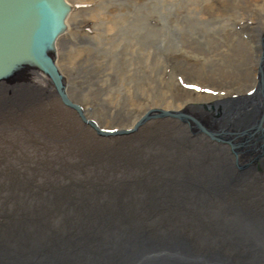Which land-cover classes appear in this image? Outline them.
Wrapping results in <instances>:
<instances>
[{
  "label": "bare ground",
  "instance_id": "bare-ground-1",
  "mask_svg": "<svg viewBox=\"0 0 264 264\" xmlns=\"http://www.w3.org/2000/svg\"><path fill=\"white\" fill-rule=\"evenodd\" d=\"M60 1L44 2L51 22L39 20L34 39L11 34L19 27L0 39L48 46ZM64 1L72 11L52 57L10 49L0 64V264H264V0H164L168 20L192 12L186 34L214 29L205 12L225 18L226 35L203 49L180 37L189 55L159 63L171 86L162 75L118 92L112 77L85 70L80 82L61 69L60 48L89 5ZM121 10L97 12L103 34L138 58L146 36ZM154 38L151 59L166 41ZM44 60L62 73L68 103L37 69Z\"/></svg>",
  "mask_w": 264,
  "mask_h": 264
},
{
  "label": "rangeland",
  "instance_id": "rangeland-1",
  "mask_svg": "<svg viewBox=\"0 0 264 264\" xmlns=\"http://www.w3.org/2000/svg\"><path fill=\"white\" fill-rule=\"evenodd\" d=\"M83 1L88 2L89 5L82 7L75 16L71 33L60 48L61 55L64 56V59L61 61V69L67 76L71 78L75 77V80L81 78L78 74H82L85 70H89L91 76H95L98 79L105 77V75L112 77L109 79L111 80V85H107L109 91L118 92L119 89H124L132 82H134L135 86H140V82H152V79H156L154 76L159 77L162 75L166 76H162L166 80L163 82V86L169 87L171 86V81L168 78L170 69L168 71L163 70V66L159 63L169 59L167 56L170 57L169 63H173V56H175L174 59H177L178 56L183 58L189 55L184 50L183 52L181 51V47L185 45H181V38L183 42L187 41L188 46L194 45L190 47L203 49L200 45L202 42L205 43L207 40H221L220 38L226 35L227 22L225 18L224 20L217 21L218 19H216V17L211 16L213 14L205 12H203V16H208L205 18L206 20L212 19V27L214 29L211 28L208 30L207 28H203V26L196 27L195 23L193 24V29L196 28V32H193V34H195H186V28L189 26L186 25V22L192 12L183 11L172 13V16L169 17L170 20H168L165 13L166 11L162 9V2L164 0H116V4L112 7L109 0ZM166 2H169L168 6L176 5V2L173 0H168ZM166 2L165 4H167ZM119 8H122L121 12L125 10L129 13L136 21L140 20V24L142 25V27L139 25V27L136 28V37L144 34L146 36L139 46L144 53L143 55H138V58L134 57V52H131L130 49L127 51L131 43L119 45L115 39L113 40L110 36L103 34L104 21L101 18L102 15H99V13L105 12L106 18L104 19L107 20L109 17H113V14H115L116 10ZM192 9L194 10V8ZM242 18L247 17L243 16ZM197 19L195 18V20ZM181 21H183L185 26L179 24ZM130 33L128 32L126 37L132 42ZM162 34L166 37L163 53L158 52L159 57L151 59V56L157 54L155 52L158 51L156 48H159L158 46L161 45L154 36H162ZM102 46H105L103 52L101 51ZM168 51H173V54L167 53ZM148 53H150V55H146ZM129 57L134 59L133 64L129 63V60H132ZM157 59L158 62L156 61ZM173 66L179 72L178 66ZM78 80L81 82L83 79L81 78V80ZM187 88L188 90H193L192 88ZM147 95L150 96L148 93ZM82 98L83 96H81V98L76 97L80 102L83 101Z\"/></svg>",
  "mask_w": 264,
  "mask_h": 264
},
{
  "label": "water",
  "instance_id": "water-1",
  "mask_svg": "<svg viewBox=\"0 0 264 264\" xmlns=\"http://www.w3.org/2000/svg\"><path fill=\"white\" fill-rule=\"evenodd\" d=\"M45 1L48 0H0V33H2V30L5 28L7 29V28L19 27L20 30H14V31L11 30L12 32L11 34L22 33L25 38L28 37L34 39L37 29L36 28L37 22L41 19L45 21L49 20V22H51V17L46 18L44 16V15H51V8L43 9L44 8L43 4ZM58 5H60L59 9H57L58 12L57 13L52 12V15L53 14L57 15L56 24L58 29L57 31L52 32L51 36H48L46 39L48 46L50 45L51 48L48 46H43L41 48L38 45L39 43L36 45L35 43L27 39L25 41V39L23 38H15L14 36H12L10 39L9 38L0 39V50L5 49L4 53H1L3 51H0V64L1 61L3 60L2 59L3 56H5V58L6 56H11L9 52L10 49H13L12 51L19 53H27L28 55L29 53H31L32 55L30 56H34V54H36L37 52H39L40 55L43 54V57H45L46 53H49L46 56L49 55H51V57L53 56L52 47L54 46V42L58 40V37L62 35L65 32V30H67V25L65 20L67 14L72 11V6L65 3L64 0H61ZM44 10L48 12H44ZM30 29L34 30V33H32ZM33 61L36 64H39L36 59ZM19 68H25V67L19 66ZM37 69H39L40 73L42 74L43 73L48 74V72L49 73L52 72L55 75V77L58 80L57 82H60L61 84L59 86V83L57 84V82H55L56 93H58L60 97L62 96L61 99H63L62 100L63 102H66L64 99L65 97L61 95V93L63 92V88L65 87L62 84V81H60L61 75L59 73V69H57L56 66L53 65L52 60L50 63L49 61L44 60L41 63L40 68L37 67ZM2 73L3 72H1V74ZM3 81L11 82L8 79L7 80L3 79ZM58 88H60V90ZM68 101L69 100L67 99L66 103H68ZM81 115H82L81 113L80 114L78 113V116L82 119Z\"/></svg>",
  "mask_w": 264,
  "mask_h": 264
}]
</instances>
